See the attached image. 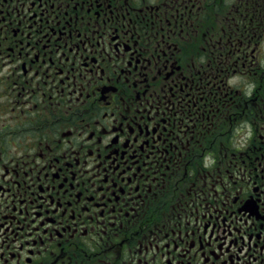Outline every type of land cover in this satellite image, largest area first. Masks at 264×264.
I'll use <instances>...</instances> for the list:
<instances>
[{
	"label": "flooded vegetation",
	"instance_id": "1",
	"mask_svg": "<svg viewBox=\"0 0 264 264\" xmlns=\"http://www.w3.org/2000/svg\"><path fill=\"white\" fill-rule=\"evenodd\" d=\"M0 264H264V0H0Z\"/></svg>",
	"mask_w": 264,
	"mask_h": 264
}]
</instances>
